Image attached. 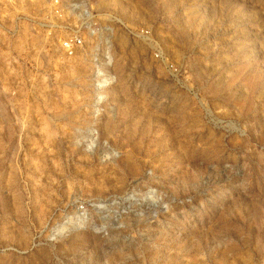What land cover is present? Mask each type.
I'll return each instance as SVG.
<instances>
[{"label":"rangeland","instance_id":"rangeland-1","mask_svg":"<svg viewBox=\"0 0 264 264\" xmlns=\"http://www.w3.org/2000/svg\"><path fill=\"white\" fill-rule=\"evenodd\" d=\"M48 2L0 0V264H264V0H93L99 72Z\"/></svg>","mask_w":264,"mask_h":264},{"label":"built area","instance_id":"built-area-1","mask_svg":"<svg viewBox=\"0 0 264 264\" xmlns=\"http://www.w3.org/2000/svg\"><path fill=\"white\" fill-rule=\"evenodd\" d=\"M93 0H49L46 7V21L52 30L57 33V44L65 58L75 60L83 55H91L98 68L108 65L106 52H109V39L113 33L112 15L98 10L92 4ZM143 31L138 35L147 38ZM155 59L158 53L153 52ZM105 61H104V60ZM104 61V62H103ZM93 77L97 80L96 87L106 86L101 77Z\"/></svg>","mask_w":264,"mask_h":264},{"label":"bare ground","instance_id":"bare-ground-1","mask_svg":"<svg viewBox=\"0 0 264 264\" xmlns=\"http://www.w3.org/2000/svg\"><path fill=\"white\" fill-rule=\"evenodd\" d=\"M103 82H106V80H104Z\"/></svg>","mask_w":264,"mask_h":264}]
</instances>
